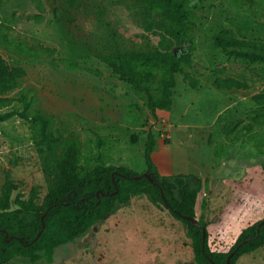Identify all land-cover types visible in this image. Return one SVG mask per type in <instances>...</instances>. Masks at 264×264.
<instances>
[{"label":"rangeland","instance_id":"obj_1","mask_svg":"<svg viewBox=\"0 0 264 264\" xmlns=\"http://www.w3.org/2000/svg\"><path fill=\"white\" fill-rule=\"evenodd\" d=\"M193 16L188 26L192 66L176 75L170 110L147 106V95L120 80L99 55L140 48L146 41L142 10L147 0H0V54L24 69L7 95L28 92L30 111L53 114L82 140L92 161L123 164L144 174L145 142L156 138L152 158L162 174L192 172L202 177L194 219L206 224L208 243L227 249L247 225L264 217V153L248 140V126L264 135V63L228 56L214 45L220 30L250 41H264L261 0H186ZM49 44L57 53L29 57L8 48L4 37ZM182 43L179 46L183 47ZM75 60L84 70L58 65ZM150 71L154 93L161 69ZM216 78H233L241 87H218ZM197 81V86L191 82ZM21 108L18 101L0 109ZM231 129V132H227ZM132 136H135L133 138ZM100 138L103 144L94 145ZM261 141V138H260ZM96 149V150H95ZM46 192L29 122L18 115L0 121V192L6 174ZM16 205L13 203L12 205ZM186 225L159 210L143 194L119 203L73 242L55 248L54 258L30 262L15 257L6 264H194ZM235 264H264V245L242 254Z\"/></svg>","mask_w":264,"mask_h":264},{"label":"trees","instance_id":"obj_2","mask_svg":"<svg viewBox=\"0 0 264 264\" xmlns=\"http://www.w3.org/2000/svg\"><path fill=\"white\" fill-rule=\"evenodd\" d=\"M261 1L264 4V0ZM186 5V0H147L142 10L144 45L114 55H99L120 80L145 92L147 106L155 117L157 109H171L175 74L184 72L183 65L191 67L193 63L191 53L187 52L192 48L188 26L193 14ZM4 41L8 48L29 57L41 58L57 53V47L49 44H28L8 36ZM213 42L230 57L264 63V41H250L220 30ZM182 43L185 45L179 49ZM57 60L60 67L68 70L85 68L72 58L59 57ZM149 66L161 69L157 93L150 84L153 73L147 70L139 73L140 68ZM23 72L22 67L10 66L0 54V109L11 106L15 101L21 104V108L0 112V121L18 115L29 122L47 189L40 201L39 185H33L27 196L18 191L12 199L13 192L21 187L22 181L6 174L0 192V264L18 256L26 257L30 262L43 258L52 261L57 246L73 242L111 214L119 203L129 202L137 194H143L153 206L161 211L167 210L186 225L194 264H227V256L232 251L229 264H235L242 254L264 245L262 217L245 226L227 249H212L207 229L202 240V226L206 228V224L200 220H197L198 224L194 223L197 198L203 186L202 177L192 172L160 173L152 158L156 138L151 130L144 148L146 172L151 179L144 174L137 178L139 173L123 164L92 161L94 148L85 151L82 140L68 126L59 123L52 113L40 108L30 111L32 99L28 92L23 91L18 96L7 95L17 86ZM189 76L185 71L184 77ZM214 83L228 89L243 85L233 78H216ZM191 84L194 87L198 85L197 81ZM261 101L264 103V98ZM247 130L248 140L264 153V135L251 132L252 125ZM93 142L97 148L103 144L100 138Z\"/></svg>","mask_w":264,"mask_h":264},{"label":"water","instance_id":"obj_3","mask_svg":"<svg viewBox=\"0 0 264 264\" xmlns=\"http://www.w3.org/2000/svg\"><path fill=\"white\" fill-rule=\"evenodd\" d=\"M145 176H147L149 179H151V175L147 172L144 173ZM137 178L140 177V175L136 176ZM195 224H198L197 220H194ZM40 234V232L37 234V236ZM205 235H206V228L204 226H202V240L204 241L205 239ZM36 236V237H37ZM233 251L229 253V255L227 256V264H229V260H230V256L232 255Z\"/></svg>","mask_w":264,"mask_h":264}]
</instances>
